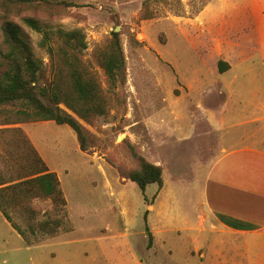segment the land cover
<instances>
[{
	"label": "rangeland",
	"instance_id": "rangeland-1",
	"mask_svg": "<svg viewBox=\"0 0 264 264\" xmlns=\"http://www.w3.org/2000/svg\"><path fill=\"white\" fill-rule=\"evenodd\" d=\"M63 1L68 3L65 16L28 12L8 21L20 27L48 69L42 34L22 18H32L48 31L81 29L87 43L84 60L104 91L109 86L98 57L112 33H118L125 82L112 94L105 91L106 116L91 125L81 122L94 138L88 154L79 150L68 126L50 122L32 131L42 157L56 172L71 231L28 247L0 214V264H218L211 250L220 251L221 264L222 251L229 250L217 246L221 235H200L204 259L194 249L199 246L195 228L201 188L222 148L249 139L264 150V61L259 51L264 0ZM5 21L0 11V53L6 52ZM219 61L229 70L220 74ZM7 116L8 111L0 112L3 172L14 149L8 129L18 126L5 125ZM134 155L161 167V189L152 184L143 193L121 178V171L138 168ZM32 207L41 219L54 214L49 200L34 201Z\"/></svg>",
	"mask_w": 264,
	"mask_h": 264
},
{
	"label": "trees",
	"instance_id": "trees-1",
	"mask_svg": "<svg viewBox=\"0 0 264 264\" xmlns=\"http://www.w3.org/2000/svg\"><path fill=\"white\" fill-rule=\"evenodd\" d=\"M63 0H0V11L6 21L1 31L6 52L0 53V112L8 111L5 125L16 126L53 122L68 126L75 134L79 150L88 154L94 146L93 136L81 122L91 125L108 112V94L125 82L126 61L118 33L113 32L108 46L98 57L109 89L100 81L84 60L86 37L81 29L48 31L32 18H22L24 25L42 34L40 47L49 56V69L37 58L21 35L20 27L8 21L24 13H41L49 17L67 14ZM220 74L229 70L219 61ZM6 114V113H4ZM14 144L5 159V172L0 168V214L28 247L69 233L66 200L55 173L49 172L27 134L19 127L8 129ZM138 168L121 171L122 179L130 181L144 193L147 186L163 187L162 169L143 157L134 155ZM16 161V162H15ZM17 165V169L15 167ZM7 173V174H6ZM37 200H49L52 216L41 219L32 207ZM144 200L147 201L144 196ZM18 220L23 221L20 226ZM148 246L152 235L146 226Z\"/></svg>",
	"mask_w": 264,
	"mask_h": 264
},
{
	"label": "crops",
	"instance_id": "crops-1",
	"mask_svg": "<svg viewBox=\"0 0 264 264\" xmlns=\"http://www.w3.org/2000/svg\"><path fill=\"white\" fill-rule=\"evenodd\" d=\"M259 17L264 24V14ZM259 37V51L264 61V32L260 31V27ZM48 123L17 126L27 134L40 157L43 155L33 140L35 133L32 131ZM248 141L246 139L230 148H222L205 176L201 188L202 207L199 206L195 228L199 246L194 247L196 252H202L203 259L206 247L201 246L199 238L206 232L221 235L215 240L217 246L227 245L228 252H232L222 251L221 264H264V150L255 142ZM43 160L55 172L47 160ZM209 243L211 241H206V244ZM211 251L219 257L216 261H220V251Z\"/></svg>",
	"mask_w": 264,
	"mask_h": 264
},
{
	"label": "water",
	"instance_id": "water-1",
	"mask_svg": "<svg viewBox=\"0 0 264 264\" xmlns=\"http://www.w3.org/2000/svg\"><path fill=\"white\" fill-rule=\"evenodd\" d=\"M117 31V30H116Z\"/></svg>",
	"mask_w": 264,
	"mask_h": 264
}]
</instances>
